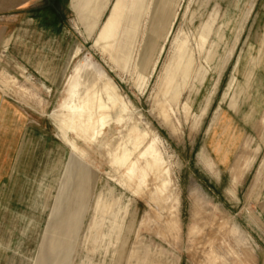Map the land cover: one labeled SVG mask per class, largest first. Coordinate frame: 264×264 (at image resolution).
Wrapping results in <instances>:
<instances>
[{"label":"rangeland","instance_id":"obj_1","mask_svg":"<svg viewBox=\"0 0 264 264\" xmlns=\"http://www.w3.org/2000/svg\"><path fill=\"white\" fill-rule=\"evenodd\" d=\"M124 1L111 56L94 40L112 0L104 1L107 8L87 31L69 0H17L30 8L14 11L28 15L45 10L51 58L44 68L51 74L61 70L62 78L39 79L10 55L8 46L0 48V93L19 106L26 127L43 133L48 145L43 141L36 163L32 151L27 152L30 171L17 211L15 198L8 197L14 196L9 176L3 179L0 209L9 202L14 212L0 215V264H43L44 259L46 264H139L140 259L143 264H264V0H168L170 14L164 16L166 4L160 2L153 22L157 0ZM139 7V19L132 23L129 12ZM214 12L217 18L202 48L196 34ZM222 21L218 65L208 72L200 68L192 82L180 73L167 86L171 77L165 70L181 43L195 51L197 66L211 67L206 55ZM153 31L162 36L158 49ZM73 49L77 54L72 58ZM88 68L118 88L136 120L132 128L153 129L127 170L151 188L149 193L138 195L118 175H110L103 149L79 141L90 153L83 160L88 167L58 136L50 114L73 79ZM219 126L214 150L221 166L207 137ZM120 129L106 127L105 138L112 140ZM33 138L27 140L28 149ZM140 157L153 158L169 182L154 183ZM19 185L15 180L14 191ZM153 198L162 203L159 211L149 207ZM64 217L66 231L58 249L52 245L58 237L53 232L50 237V229Z\"/></svg>","mask_w":264,"mask_h":264},{"label":"bare ground","instance_id":"obj_2","mask_svg":"<svg viewBox=\"0 0 264 264\" xmlns=\"http://www.w3.org/2000/svg\"><path fill=\"white\" fill-rule=\"evenodd\" d=\"M160 2L166 4L167 12L164 14V16L170 14L171 9L168 6V0H157V3L154 4V9L152 12L153 16L150 19L151 22L155 20V11ZM127 6H129V3ZM139 9L140 7L135 11L129 12L127 8L130 16L129 18L132 20V23L139 19ZM125 10V1L117 0L106 19L102 22L99 32L97 33V36L94 40L95 46L100 47L104 52H108L111 56L114 52V43L117 40L116 32L121 28ZM215 18L216 12L210 15L208 20H206V22L204 23L202 31L196 34L198 35L197 41L202 46V48L208 43V36L212 31ZM225 23L226 21H222V23L219 24L218 29L216 30L212 38L210 49L206 55V60L211 65L210 68L207 67L208 65L205 66L204 63H201L197 66L196 60L194 59L195 51L187 48L184 44L185 42L179 44L176 47L177 50L171 56L165 70L166 76L171 77V83H169L167 86H171L176 76L180 73L184 74V76L187 77V79H190V82H192L195 81V74L200 71V68H202L205 72H208L209 69H214L218 65V62L221 58L220 49L221 42H223L222 38ZM152 37L156 38L154 46L156 49H158L160 47V40L162 36H156L155 31H153ZM75 54L76 51L73 49L70 57ZM74 82H76V86L74 85ZM20 91L22 93L26 92L23 88H21ZM121 96L122 95L120 94L118 88L111 84V79H101L92 68H88L80 72L76 76V78L73 79L68 91H65L61 94L56 102V105L53 108L52 113L50 114V117L54 122L57 131L59 132L58 136L60 137L61 142H63L64 146L68 147V149L77 159L87 165V163L83 160L89 159L90 154L87 150L84 149V147L81 146L79 141H82L83 144H85L87 147L98 149V151L103 149L102 153L107 157L108 162L112 166L110 175H118V177L123 182H125V184L131 191L138 195H141L144 193H149L151 188L140 185L138 181L131 177L127 170L132 164V161L139 156L140 152L145 147L150 134H152L153 132V129L148 127V131L140 132L137 128H132L131 123L133 122V124H136V120L131 117V112L129 113L126 110V106L123 103ZM114 124L120 125L121 129L118 131V135L112 140L110 139L109 141L105 138V130L106 127L111 129V126ZM140 161L144 168L153 177L154 183H156L158 186H164L167 182H169L167 174L153 158L140 157ZM78 176V179L80 180L81 170ZM147 184H150V182ZM153 199L148 200V202L151 204V206L149 207H153L155 211H159L160 209H162V203L156 201V199ZM189 230L191 232L193 231V228H190ZM65 231V217L58 219L50 229V237L52 232L53 237H58L59 241L57 243H52V245L56 246V248L58 249L62 248ZM52 240H54V238H52ZM145 248V246L139 248L140 258L143 257ZM49 253L51 254V252ZM208 253H210V255H213L211 253V249H208ZM43 264H46L45 259L43 261ZM139 264H143L141 262V259L139 260Z\"/></svg>","mask_w":264,"mask_h":264},{"label":"crops","instance_id":"obj_3","mask_svg":"<svg viewBox=\"0 0 264 264\" xmlns=\"http://www.w3.org/2000/svg\"><path fill=\"white\" fill-rule=\"evenodd\" d=\"M104 1L105 0H69L68 5L76 11L79 21L84 25V31H87L90 30L88 26H92L94 23L97 24L96 20L102 16L104 10L107 8V3ZM113 2L112 0L110 4L111 8L106 16L110 13ZM28 4V2H25L20 6L17 4V0H0V48H6L8 46L10 55L17 57L23 64L30 67L39 79L48 81L49 77L52 76V78L57 81L62 78V71L53 70L51 74L45 71L44 68V62L47 61L49 63L51 58L49 52L50 33L48 31V26L44 27V23H48L45 10L40 9L39 12L28 15L13 10L18 7L22 9L29 7ZM217 14L218 13H216V18ZM74 50L77 54V49ZM74 69L76 70V68ZM23 72L21 68V73ZM219 136H221V126L217 128V132L214 135H207L208 140L212 138V141L210 139L212 142H210V149L218 165L221 166V162L214 150ZM32 137H34L33 139H35V141L31 149H28L27 140ZM38 139H40V142H38ZM43 141H45L47 148V140L44 134L35 132L33 129L26 127V117L19 106L4 98L0 93V192L2 190V183H4L3 179L8 175V180L11 182L9 192L14 194V196L10 195L8 197L9 199L15 198L16 200L14 211L20 208L17 199L20 198V192H23L22 186L26 184L28 180L27 175L30 171L27 162L29 159L28 153L32 151V158L36 163ZM15 180L16 182L18 180L20 184L17 191H14L13 188ZM20 188L21 190L18 192ZM0 199H2L1 195ZM0 206L2 205L0 204ZM10 207L8 202L7 205L3 206V209H0V215L3 210H9L8 212H10ZM147 259L152 258L148 256Z\"/></svg>","mask_w":264,"mask_h":264}]
</instances>
